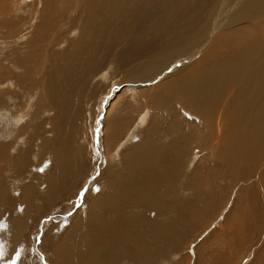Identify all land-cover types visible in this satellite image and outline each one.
I'll use <instances>...</instances> for the list:
<instances>
[{
  "label": "bare ground",
  "instance_id": "bare-ground-1",
  "mask_svg": "<svg viewBox=\"0 0 264 264\" xmlns=\"http://www.w3.org/2000/svg\"><path fill=\"white\" fill-rule=\"evenodd\" d=\"M4 1L0 2V31L5 33L0 32V110L32 111L44 91L49 98L67 88L75 93L88 68L100 70L107 60L115 58L112 73H123L124 78L123 85L115 88L128 89L144 106L138 108L136 118L125 113L127 137L110 144L113 151L121 142L122 151L106 158L117 157L120 161L132 147L130 142L137 136L139 124L145 123L146 115L151 110L163 111L165 123L156 137L159 148L145 150L141 143V151L130 157L131 165L138 162L141 154L151 157L159 170L130 166L120 182L101 187L87 217L77 212L79 215L64 234L50 240L53 246L48 252L54 264H66L71 254H75L77 264L176 261L180 242L174 224L149 227L143 223L135 240L130 223L132 209L153 204V186H161L164 177L176 176L175 160L183 157V147L188 152L191 171L181 190L192 189L203 203L210 194L224 196L230 189H237L236 202L224 228L231 236H225L226 243L234 245L237 254L223 246L217 257H223L226 251V259L236 264L240 255L251 251L255 261L263 262L264 0H16L10 7ZM31 15L36 17L34 23ZM24 30L34 32L33 41L29 40L22 49H12L16 45L13 35ZM72 40L75 48L69 55ZM55 53L63 54L61 61L56 62ZM10 58L19 65L17 76L23 80L19 87H5L12 73ZM112 64L108 63L104 70L109 66L110 71ZM97 76L103 82L106 73L91 79ZM5 97L14 107L8 105ZM21 97L25 98L24 108L19 103ZM114 108L113 103L107 113L110 136L107 133L106 138L115 142L111 140L116 131L112 123ZM27 115L20 114L12 125L24 122ZM46 133L43 124H38L34 139L39 138L40 144L48 142ZM24 136L19 145L28 142L32 135L26 140ZM37 158L41 159V153ZM25 159L18 158L21 166ZM200 159L204 161L203 170L196 171ZM51 161L50 176L44 183L46 191L55 190L57 194V180L60 184L68 180L76 187L75 176L67 178V170L83 168L82 162H74L71 157L63 170L64 165L58 166L54 155ZM20 192L25 201L27 189ZM174 198L175 194L164 198L161 206L172 209L179 218L185 213L192 217L194 205L190 199ZM152 213L167 216L164 211ZM14 234L18 235V230ZM65 237L79 241L60 242ZM147 237L155 243L147 244ZM158 242L166 247L158 248ZM9 246L13 248L11 241ZM221 261L220 258L217 263Z\"/></svg>",
  "mask_w": 264,
  "mask_h": 264
},
{
  "label": "rangeland",
  "instance_id": "rangeland-1",
  "mask_svg": "<svg viewBox=\"0 0 264 264\" xmlns=\"http://www.w3.org/2000/svg\"><path fill=\"white\" fill-rule=\"evenodd\" d=\"M0 2L2 3V0ZM15 3L16 0L4 1L7 7H10V4L15 5ZM30 17L33 18L31 23H34L36 17L33 15ZM0 32L2 35L5 34L4 31ZM17 33L13 35L16 45L12 49H22L29 40L33 41L34 32L27 33L24 30L19 35H16ZM74 48L75 42L72 40L67 50L69 55ZM54 56L57 62L61 61L63 54L55 53ZM110 62L113 63L110 71H108L109 66L104 70ZM114 63L115 58L107 60L105 67H100V70H98L99 68H88L85 71L86 77L80 81L79 88L75 93H70L68 88L64 93L59 90L60 94L54 98H49L45 91L40 93L38 103L35 104L32 111L19 112L17 109L11 108L10 113H7L0 110V113H3L0 114V226L2 225L0 227V264H54L48 252L53 246L50 240L58 239L64 234L76 215H79L77 212H81L82 217H87V211L95 202L97 194L101 192V187L109 182H120L130 166L141 169L153 167L155 171L159 170L151 157L141 154L138 162L134 165H131L130 157L141 151V143L145 150L150 147L153 150L159 148L160 143L156 142V137L161 132L162 124L165 123L162 120L163 111L151 110L146 115L145 123L139 124L136 130L137 136L130 142L132 147L120 157V161H117V157H114L113 160L106 158L108 154L115 155L122 151L121 142L113 151L110 144L127 137V129L124 128L125 113H132V117L136 118L138 108L144 106L141 101H137L136 96L127 92L128 89H122L121 86L119 89L115 88L118 85H123L124 78L122 77L123 73L121 75L112 73ZM9 66L12 73L8 75L9 82L5 84V87L10 88L12 84L19 87L23 82L17 76L19 65L10 58ZM105 73L106 78L103 82L98 81V76L91 79L97 74L102 76ZM36 80H38V76H36ZM98 84L100 85L98 86ZM5 101L9 106L14 107L8 97H5ZM19 103L21 106L24 105V108L25 98L21 97ZM113 103L115 108L112 123L116 131L111 140H115V142L106 138L107 133L110 136L107 113ZM2 107L5 108L6 105ZM121 108H123L122 111H120ZM51 109L53 112L50 113ZM27 113L24 122L20 120L22 123L19 122L17 126L12 125L13 119H16L20 114ZM31 114L35 116L33 119ZM143 115L144 113L133 122V127L138 121H141ZM38 124H43L44 131L48 132V135L47 133L44 135L48 142H43L47 147L39 143V138L34 139L37 135ZM13 127L15 128L11 130ZM21 133L25 135V140L30 137L29 135L32 136L28 142L19 145V140L23 137ZM106 149L108 152H105ZM184 149L183 147L181 151L183 157L175 160L178 166L176 176L173 179L164 177L161 186H153L155 190L153 204L144 203L142 207L132 209L131 236L138 240L137 236L141 230L140 227L144 226L143 223L148 224L149 227L174 224L177 241L180 242L178 243L180 257L175 258L172 255L171 258L177 259L171 261L172 264H230V261L226 259L228 252L225 251L223 257H217V255L221 253L220 248L223 246L227 247H224L227 251L230 247L232 253L237 254L235 246L226 243L225 236L227 239H230L231 236L227 235L226 230L224 231L227 225V216L231 214L236 202L237 189H230L224 196L210 194L203 203L200 202L196 192L192 189V191L181 190L191 171L190 163H188L189 155ZM21 152L22 155L18 154ZM40 153L41 159H38ZM53 155L58 166L64 165L63 170L68 167L71 157L74 162L83 163H81L83 168L67 170L69 171L67 178L75 176L76 187L70 185L68 180L62 184L57 180L54 181V185H59L57 194L55 190L46 191L44 183L50 176ZM20 157L27 159L22 163V166L18 160ZM41 161L43 162L40 163ZM203 162L200 159L196 163V171L203 170ZM96 182H98V186L95 185ZM188 184L190 185V183ZM220 184L222 185V182ZM25 188L28 195L24 196L25 201H22L20 190ZM172 194H175L174 199L180 201L190 199L192 206L194 205L192 217L185 213L182 218H179L175 211L161 206L164 203V198H170ZM153 210L164 211L167 216L161 217L152 213ZM9 219L12 221L7 222L6 220ZM83 222L84 220L80 222V225ZM17 230L18 235H15ZM144 234L146 233L144 232ZM10 241L13 248L9 246ZM61 241L74 244L79 240L65 237ZM145 242L147 244L155 243L149 237L145 238ZM156 246L161 249L166 247L160 242ZM250 254H252L251 251L240 255V263L236 262V264H253L255 258ZM211 257L215 260H212ZM220 258L222 261L217 263ZM231 259L235 260L232 257ZM132 263L121 262L120 264ZM165 263L167 260L164 259L158 264ZM66 264H77L75 254L69 256ZM254 264H264V261L258 260Z\"/></svg>",
  "mask_w": 264,
  "mask_h": 264
}]
</instances>
